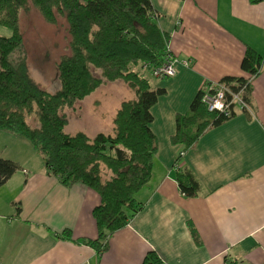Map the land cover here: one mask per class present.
Returning a JSON list of instances; mask_svg holds the SVG:
<instances>
[{
    "label": "crops",
    "instance_id": "crops-1",
    "mask_svg": "<svg viewBox=\"0 0 264 264\" xmlns=\"http://www.w3.org/2000/svg\"><path fill=\"white\" fill-rule=\"evenodd\" d=\"M151 1L179 61L173 76L149 75L166 92L151 109L158 149L150 182L136 194L143 208L98 253L82 240L98 236L100 194L60 183L29 139L0 130V156L21 166L0 187V264H142L153 249L164 264H264V67L251 78L247 109L206 128L191 147L173 141L178 116L191 111L202 86L249 78L241 64L249 47L264 56V0ZM97 113L109 128L107 111ZM183 169L199 179L195 196L180 189Z\"/></svg>",
    "mask_w": 264,
    "mask_h": 264
},
{
    "label": "trees",
    "instance_id": "trees-1",
    "mask_svg": "<svg viewBox=\"0 0 264 264\" xmlns=\"http://www.w3.org/2000/svg\"><path fill=\"white\" fill-rule=\"evenodd\" d=\"M32 5L48 23L57 24L61 18L67 23L70 51L59 58L61 86L55 92L45 89L30 71L20 16ZM157 16L151 0H0V26L11 30L9 36L0 34V130L29 139L42 155L46 172L60 183L86 184L100 194L101 202L93 210L98 236L82 240L100 254L108 249L111 235L143 208L136 194L153 172L158 145L151 109L166 90L152 86L151 69L144 66L162 65L170 40ZM241 64L249 78L226 76L220 82L234 91L244 87L249 105L251 78L264 67V56L249 47ZM93 69L100 70V76ZM117 80H124L135 98L124 100L117 109L112 132L92 137L83 130L67 132L66 108ZM202 94L203 88L191 111L178 116L173 141L191 147L206 128L229 118L209 111ZM20 167L19 162L0 156V187ZM177 173L183 193L198 194L195 174L188 169ZM190 229L197 241L192 223ZM64 236L71 238L68 231ZM142 264L164 262L153 249Z\"/></svg>",
    "mask_w": 264,
    "mask_h": 264
},
{
    "label": "rangeland",
    "instance_id": "rangeland-1",
    "mask_svg": "<svg viewBox=\"0 0 264 264\" xmlns=\"http://www.w3.org/2000/svg\"><path fill=\"white\" fill-rule=\"evenodd\" d=\"M20 17L30 71L45 89L55 92L61 86L59 72H57L59 58L70 51L66 20L61 18L57 24H50L33 5L23 10ZM10 33L11 30L0 26V34L9 36ZM177 60L179 61V59ZM184 63L188 64L187 61ZM93 70L100 76V70ZM120 83L112 81L103 84L95 93L91 94V97L76 102L73 108H66L65 112L69 119L67 132L76 133L85 130L91 137L98 132H110L113 111L122 101L134 96L132 90L126 85H122L123 82ZM97 101L104 104L101 111L94 110L99 106ZM104 110L110 117L109 128L107 121L100 120V115L97 113ZM33 123H35L34 120Z\"/></svg>",
    "mask_w": 264,
    "mask_h": 264
},
{
    "label": "built area",
    "instance_id": "built-area-1",
    "mask_svg": "<svg viewBox=\"0 0 264 264\" xmlns=\"http://www.w3.org/2000/svg\"><path fill=\"white\" fill-rule=\"evenodd\" d=\"M164 63L160 66L152 67L149 64H145L144 67L151 69V74L154 77H168L175 75L177 68V58L170 52L167 53ZM147 67V68H148ZM202 99L205 102L207 109L212 113L216 112L222 114L224 117H231L235 115L238 107L241 109H247L248 102L244 97L245 88L241 87L238 90H233L226 83L217 82L213 85H204ZM184 153L182 151L181 155ZM176 168H181L177 162Z\"/></svg>",
    "mask_w": 264,
    "mask_h": 264
}]
</instances>
